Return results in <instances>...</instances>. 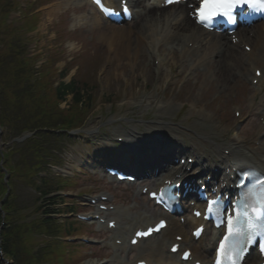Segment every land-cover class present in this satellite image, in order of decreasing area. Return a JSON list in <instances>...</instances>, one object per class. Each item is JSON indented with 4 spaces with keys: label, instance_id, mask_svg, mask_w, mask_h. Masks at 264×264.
<instances>
[{
    "label": "bare ground",
    "instance_id": "obj_1",
    "mask_svg": "<svg viewBox=\"0 0 264 264\" xmlns=\"http://www.w3.org/2000/svg\"><path fill=\"white\" fill-rule=\"evenodd\" d=\"M178 6V5H176ZM173 14L175 15H164L163 19H154L152 17L155 16L154 13L151 14H147L146 17L141 20V24H140V31H139V36L137 35L135 39H130L128 38L127 40H125L124 42H121L119 44V46H117V55L120 57V59L122 60L123 58H126L125 60L127 61V63L129 64V66L133 69V65L134 62H132L131 58V52H129V49L127 50V45L134 43V51L137 54H140L142 52H146L147 54H151L152 56H156L159 60L158 63V67L160 69H157L158 73H160L161 71H163V69H166L169 64L175 63V57L173 55H171V53L173 52V49H177L178 50V58H179V67L181 69H183L186 65L190 66V69H192L193 66H197L198 64H200L201 62L204 61V63H206L209 67V69H207V72H209L210 75L215 76V78H217L218 80L221 81L220 85L221 86H225V82L229 83L231 78L235 77V74L233 73L234 69L239 70L241 73H245L246 76H248L250 74V70L248 67H246L242 61H237V60H224L223 58H218L217 55L220 51H219V45L220 43L218 42L217 39V35L212 34L211 36L209 35H204V33L202 32L201 29L196 28L194 25L191 24V22L189 20H187L186 18L183 19L182 21V17L180 15L177 14H181L183 13V11L180 10H175V11H171ZM175 23H173V22ZM108 27V26H107ZM260 28V27H258ZM260 29H256V31H258ZM172 32L173 36L171 39L167 38V34ZM118 34V29H113L111 27H109L107 29L106 32L102 33V35H100L102 42L104 41H113L116 39H119V37H117ZM256 38L258 40H254L252 42H250V49L251 50H258L260 48H263V51L261 53V56H264V36H262L260 33L256 34ZM130 40V41H128ZM250 40V39H249ZM165 44H164V42ZM164 46L163 49H160V45ZM153 51H147L145 48H153ZM120 52V53H119ZM242 54L245 52L244 50H241ZM246 53V52H245ZM224 62L225 64H223L221 62ZM253 59L256 62H259L260 60V56L258 53L254 52V56ZM113 75L118 76L119 73L116 71V69H111ZM108 73V75L110 74V72ZM246 71V72H244ZM204 73V72H203ZM123 75V74H121ZM125 75V74H124ZM131 75V72H130ZM160 75V74H159ZM208 73H205L200 81L206 83L210 80H208L207 77ZM110 76V75H109ZM127 80H130V76L125 75ZM138 76L136 77H132L134 79V81L137 79ZM171 77V74H168L166 76H164V79L167 80ZM108 79V78H107ZM129 84V83H128ZM160 85V81L157 85L155 86H148L146 90L150 91V92H155L157 91V87ZM107 88H109V84L106 83ZM202 86V84H201ZM188 88H192V87H188ZM224 89H227L226 86L224 87ZM117 90H120V86L117 85ZM194 94V95H193ZM189 95V94H185L186 97V101L189 104V109H188V113L189 114H199V115H204L205 118H211V120H215L216 114H213L210 110L212 109L211 107L208 106V104H205L204 106H202V103L200 104L201 101H199V98L197 97V95L195 94V92ZM128 95V94H127ZM130 95V94H129ZM222 99V98H221ZM131 98L128 96L123 95L122 100L117 102L116 105L118 107H123L125 105H130L131 104ZM244 101H246L247 105L250 106V104H255L257 101H260L259 104H262L264 101V90L263 93L260 96H252L251 98H246L244 99ZM258 104V105H259ZM157 105L159 106L160 112L161 111H167L171 110L173 111V109H176L178 104L177 102L173 101V100H163L158 99V103ZM182 106L183 103H179V106ZM261 115L264 117V113H261ZM254 116V114H253ZM193 119V118H191ZM192 123V124H191ZM196 121L190 120L189 122H187L186 125H190L191 126L193 124H196ZM219 124V123H218ZM218 124H213V123H208L207 126L203 129H197L196 131L192 132L191 136H189V153H191L193 156L196 157L197 162H200L202 158H206L205 161L208 162L213 161L211 158H215V157H219L216 154L217 151H222L224 149H230L231 153L229 155H226V158H220L224 162V167L229 170L228 173L231 172L233 167H238L240 166V164H243V162H241L239 164L238 160L243 159L245 156L246 157H251V160L255 161V162H259L260 164H264V147L261 150H257L256 148H253L252 152H248L250 150V146L249 144L246 145V140L248 138H250L247 134L242 133V131L240 132H236L235 134H232L229 136L228 141H218V138H216V135L218 134ZM173 126L175 127V123H173ZM225 127V126H224ZM226 128V127H225ZM177 129V128H176ZM133 130V129H131ZM223 130V129H222ZM225 131V130H223ZM182 130L178 131L179 137H178V141L177 144L181 145V147H184L185 144H181V141H185L186 135L182 134ZM131 133L129 130L127 131V134ZM251 133V131H250ZM257 133V132H256ZM256 136V134L254 135ZM143 138V137H142ZM142 138H138V139H142ZM221 145H223L222 150L220 149ZM249 148V149H248ZM196 151H202L201 152H197ZM169 155V154H166ZM199 155V156H198ZM249 155V156H248ZM170 157L172 155H169ZM169 163V167L171 166L170 162ZM139 165V163H135L134 167H137ZM162 165V164H161ZM155 167V166H152ZM169 167L167 166V170L169 169ZM152 170H155V168H152ZM174 171H181L183 170V167L181 166H176L173 168ZM226 170L224 172H220L217 171L215 169L211 170V173L213 176H217L219 174H222L224 179H229L228 176L229 174L226 173ZM187 177V176H186ZM185 177V178H186ZM189 182L193 183L192 180H188ZM144 210V211H143ZM141 214H138V216H140L141 220L142 217H146V222H149V219L153 218L152 213L150 212L148 206H142L141 209ZM129 217V216H128ZM124 219H126L124 221ZM135 220L134 222L138 221ZM124 222V223H122ZM139 222V221H138ZM104 228H107V226H103ZM174 227H176V229L178 230H182V227L179 226L178 224H172L171 227L167 230L168 233H170V235L166 238L164 237V241L163 242H159L157 244H149V245H145L142 246L139 250H141V254L140 255H144V257L146 256V258H150V255L147 254V252L158 248V252L161 254V256L159 257V259H164L166 260L169 264H188V263H182L179 261L178 256L176 255H170V254H165L163 253L161 250V246L164 242H166V240L171 239V237L173 236V232L178 231L176 230ZM115 230V234L116 237L121 238L122 240H124L125 242L128 241V235L130 234V232L133 230V223L128 222L127 221V215H123L122 217H119L116 220V228L113 229ZM192 240L187 237L185 238V243L187 245L192 246V248L194 249V255L196 258H199L201 260L204 261V264H206V260L208 258V254L207 253H203L202 251L199 250L198 248V244L197 243H193L191 242ZM202 242V240L200 241ZM115 259L112 260V264H114V261L117 260L118 262L121 263H125V260L123 259H119L116 258L117 256H114ZM80 264H95V259L93 258H88L84 261H82Z\"/></svg>",
    "mask_w": 264,
    "mask_h": 264
},
{
    "label": "rangeland",
    "instance_id": "obj_2",
    "mask_svg": "<svg viewBox=\"0 0 264 264\" xmlns=\"http://www.w3.org/2000/svg\"><path fill=\"white\" fill-rule=\"evenodd\" d=\"M19 1V5L17 6L16 10H17V15L20 14V16H16V14L8 13L5 18L8 22L13 21V26H15V28L18 29L17 31V37L19 36H23L24 32L21 31L19 29L20 25L23 23V19H24V9L27 8L28 10H25V12L29 11L30 9V3L28 2V0H18ZM33 2V0H32ZM47 1H45L46 3ZM5 3V1L3 2V4ZM36 3L33 4V6H35ZM20 6V7H19ZM19 7V8H18ZM33 11L36 12V10L33 7ZM1 17V14H0ZM85 36L82 37V43H83V50L80 51L79 56L77 57V61L79 62V64L81 65V71L80 73L81 76L80 78H84L88 80V82L94 86H97V91H98V101L96 104V109L94 110L95 112H97V114L103 117H108L110 116V111L112 110L113 113L115 112V109H118L120 107H118L116 105L117 102L122 100L123 95L128 96V98H131V103L137 102L138 104H141L142 107H145V105L148 102H151L152 104H154V102L156 100H158V97L156 99H149L148 95H151L152 92L146 90L147 87L144 86V81H142L141 79H137V82L135 83H130L128 84L130 81L127 80L125 77V75H128L130 73V70L132 69L131 67L129 68L127 65H123V66H119V67H110L108 70H105L106 68L103 69V64L105 61V58L107 56V46H108V42L103 43L101 41V44L103 45V48H97V52L94 53V49L95 46L87 43L85 40ZM17 43L19 42H26L29 44V47H31V42L29 39H24L22 41H19L18 38L14 39ZM91 49H89V47H91ZM89 49V50H86ZM68 52H66V54H60V57H67ZM111 68L116 69V71L119 73L118 76L113 75ZM92 70H96L95 74H93V76H89ZM110 72V76L108 75V73ZM137 73V72H136ZM123 74V75H121ZM125 74V75H124ZM140 75H143V73H140ZM79 78V77H78ZM108 78V79H107ZM106 83L109 84V88H107ZM117 85L120 86V90H117ZM137 86H140V88H137ZM171 90L170 93L168 92V88L165 90V97H167L168 99H171L175 102L180 103L181 100H186L185 98V94H190L189 90H186L187 88L183 87L182 90H178V86H174L173 84L170 85ZM197 87H195V92L197 94V97L199 98V96L201 95V93L203 92L201 90V88H198V91H200L199 93L197 92ZM138 89V91H137ZM216 89V88H215ZM214 89V90H215ZM131 92V93H130ZM221 93V92H220ZM128 94V95H127ZM130 94V95H129ZM211 94L215 95L214 92H209L206 95L200 96L201 99L199 101L200 104L202 103L203 100H207L208 96H210ZM212 95V96H213ZM113 96H115V98H113ZM101 97V101L100 98ZM111 98H113V102H111ZM100 101V103H99ZM102 107V108H101ZM125 107H127V110L132 113L131 110V105H126ZM139 108V112L138 113H134L131 116H137L138 118H141L142 115L140 113V111H144V108ZM101 108V109H100ZM189 109V108H188ZM188 109L186 110V107H183L179 112L178 115H181L180 119L183 122H189V120L191 118H193L195 121L198 120V116H191L188 118V120H185V113H187ZM224 109V108H223ZM135 110V109H134ZM133 110V111H134ZM94 112V113H95ZM150 114L154 115L156 113L155 109H150L149 110ZM223 113V120L222 117H219L220 120H222V122L220 121V124H222L223 126H233L234 125V118H231V114L228 113V111L224 110L222 111ZM91 116V119L93 118V115ZM147 116H149V113H145ZM90 119V117H89ZM216 119V118H215ZM200 121V120H199ZM201 123H207L208 121L206 119L202 120ZM242 125H247V122L242 123ZM226 133H224L222 138H219L220 140H224L226 139ZM249 141L251 142V139H249ZM111 188V187H109ZM133 188H128L126 186H117V191L119 192V194L121 195H127V194H131L132 193ZM44 240H41V242H43ZM67 245H71V244H67V243H61L57 246H55L54 250H52L51 252V263L52 264H69L71 259L74 257L73 253H67L65 251V246ZM53 260V262H52Z\"/></svg>",
    "mask_w": 264,
    "mask_h": 264
},
{
    "label": "snow or ice",
    "instance_id": "obj_3",
    "mask_svg": "<svg viewBox=\"0 0 264 264\" xmlns=\"http://www.w3.org/2000/svg\"><path fill=\"white\" fill-rule=\"evenodd\" d=\"M180 0H166V3H179ZM106 14H110L113 10L103 6L101 0H96ZM247 5L255 11H264V0H200L199 7L195 10V16L199 23L206 26L215 17H225L229 22H234V12L236 9H243ZM259 74V73H258ZM252 173L245 172L244 176L249 177ZM244 198L250 203L246 204L244 216L247 218V228H235L231 220L228 221V235L225 236L224 242H221L217 254L216 264H223L222 257L230 259L231 264H238L243 257L245 248L242 246L227 245L230 238L247 235L245 243L251 242L254 229L257 225L252 221V217L256 220L264 217V179H258L252 184L248 191L244 193ZM152 230L150 229L149 232ZM149 233H138L137 235H148ZM199 235V230L196 232ZM176 251V248H173ZM261 251L264 252V245H261ZM187 258L188 253L184 254Z\"/></svg>",
    "mask_w": 264,
    "mask_h": 264
}]
</instances>
